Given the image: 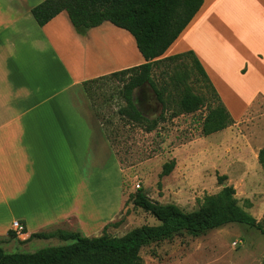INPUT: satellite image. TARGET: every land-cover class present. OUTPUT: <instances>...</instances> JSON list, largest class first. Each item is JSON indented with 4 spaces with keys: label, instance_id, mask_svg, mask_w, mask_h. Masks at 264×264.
Segmentation results:
<instances>
[{
    "label": "crops",
    "instance_id": "0c3cea01",
    "mask_svg": "<svg viewBox=\"0 0 264 264\" xmlns=\"http://www.w3.org/2000/svg\"><path fill=\"white\" fill-rule=\"evenodd\" d=\"M43 1L0 0V243L14 220L27 237H90L113 221L85 214V194L103 196L105 170L122 169L82 92L88 80L146 62L135 37L109 21L79 32L63 11L40 26L32 9ZM188 51L234 124L250 117L263 130L264 0H204L161 58Z\"/></svg>",
    "mask_w": 264,
    "mask_h": 264
},
{
    "label": "rangeland",
    "instance_id": "374dc122",
    "mask_svg": "<svg viewBox=\"0 0 264 264\" xmlns=\"http://www.w3.org/2000/svg\"><path fill=\"white\" fill-rule=\"evenodd\" d=\"M153 79L164 90L165 105L151 89L156 100L148 104L136 100L138 88L134 91L137 108L145 116L160 120L152 132L119 115L125 104L120 80L98 78L82 92L95 114H100L103 131L122 169L119 173L115 164L105 170L103 196L100 192L94 198L85 194V214H92L95 221L113 220L99 232L93 227L90 237L121 236L142 225L158 224L155 216L133 203L139 190L162 204L174 203L193 211L207 195L232 186L238 203L264 227V170L258 158L261 148L253 147L264 135L259 122L251 118L250 123L248 117L240 126L232 123L205 134L217 100L192 56L159 61ZM187 94L199 97L198 108L192 112L182 107ZM172 160L174 169L163 176L164 164ZM72 242L17 236L9 237L1 246L8 253L34 252ZM141 256L145 264H264V234L256 227L230 223L201 236L180 233L152 243L142 248Z\"/></svg>",
    "mask_w": 264,
    "mask_h": 264
},
{
    "label": "trees",
    "instance_id": "16d2710c",
    "mask_svg": "<svg viewBox=\"0 0 264 264\" xmlns=\"http://www.w3.org/2000/svg\"><path fill=\"white\" fill-rule=\"evenodd\" d=\"M203 3L204 0H44L32 9V14L37 23L44 26L65 11L73 27L79 32L109 21L128 30L135 37L137 47L146 62L100 78H113L123 82L122 96L125 104L119 109V115L137 123L147 132H152L160 120L143 115L137 108L134 101L135 89L143 85L152 87L159 101L165 105L164 90L159 89L153 79L156 64L159 61L174 62L176 59L192 56L199 73L217 100V107L211 114V127L205 128V134H210L225 129L234 121L201 62L193 51L161 58L189 25ZM97 79L86 81L84 88L88 89L87 85ZM198 105V96L187 94L182 100V107L187 112L196 110ZM96 115L100 117L98 112ZM258 158L264 170V147L260 149ZM174 166L175 160L165 163L162 175H168ZM222 178L225 179L226 176ZM235 193L234 187L225 186L219 193L207 195L198 209L185 211L174 203L162 204L139 190L134 195L133 203L155 216L158 224L142 225L121 236L104 234L99 237H84L79 233L63 231L31 234L27 240L57 237L73 242L34 252L14 253L6 252L0 243V264H145L141 256L143 247L171 239L180 233L196 237L230 223H240L256 227L264 234V227L238 203ZM9 237L16 238L17 235L11 230Z\"/></svg>",
    "mask_w": 264,
    "mask_h": 264
},
{
    "label": "flooded vegetation",
    "instance_id": "af4514ba",
    "mask_svg": "<svg viewBox=\"0 0 264 264\" xmlns=\"http://www.w3.org/2000/svg\"><path fill=\"white\" fill-rule=\"evenodd\" d=\"M135 99L138 100L139 102L146 103V104L151 103L156 100L154 98L153 93L150 91V88L148 87V85L140 86L136 90ZM142 113L143 115H146L144 112Z\"/></svg>",
    "mask_w": 264,
    "mask_h": 264
},
{
    "label": "built area",
    "instance_id": "2783aa9c",
    "mask_svg": "<svg viewBox=\"0 0 264 264\" xmlns=\"http://www.w3.org/2000/svg\"><path fill=\"white\" fill-rule=\"evenodd\" d=\"M11 230L16 233L18 237H21L23 240H27L29 237L26 235V228L25 225L19 221L14 220L11 225Z\"/></svg>",
    "mask_w": 264,
    "mask_h": 264
},
{
    "label": "water",
    "instance_id": "95a60500",
    "mask_svg": "<svg viewBox=\"0 0 264 264\" xmlns=\"http://www.w3.org/2000/svg\"><path fill=\"white\" fill-rule=\"evenodd\" d=\"M151 91L155 94V96H157V94L155 93V91L153 90L152 87H150ZM157 100L159 101L158 97H157ZM160 102V101H159Z\"/></svg>",
    "mask_w": 264,
    "mask_h": 264
}]
</instances>
